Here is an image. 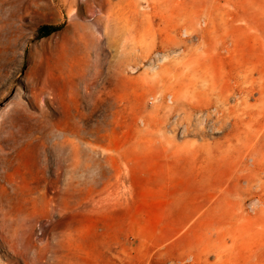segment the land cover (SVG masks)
<instances>
[{"label":"rangeland","instance_id":"rangeland-1","mask_svg":"<svg viewBox=\"0 0 264 264\" xmlns=\"http://www.w3.org/2000/svg\"><path fill=\"white\" fill-rule=\"evenodd\" d=\"M263 194L264 0H0V264H259Z\"/></svg>","mask_w":264,"mask_h":264},{"label":"bare ground","instance_id":"bare-ground-1","mask_svg":"<svg viewBox=\"0 0 264 264\" xmlns=\"http://www.w3.org/2000/svg\"><path fill=\"white\" fill-rule=\"evenodd\" d=\"M257 200H260L259 201V215H261L264 212V194L262 196H259V199H257ZM257 200H255V203H258ZM211 248H212V250L217 251L218 254H222L223 253L222 251H224L223 250V247L222 248L221 247L215 248V246H211ZM208 249H209L208 247H201L200 249H197V250H191L190 258H192L193 264H198V261H199L200 256L204 252H206ZM259 264H264V259H262Z\"/></svg>","mask_w":264,"mask_h":264},{"label":"trees","instance_id":"trees-1","mask_svg":"<svg viewBox=\"0 0 264 264\" xmlns=\"http://www.w3.org/2000/svg\"><path fill=\"white\" fill-rule=\"evenodd\" d=\"M45 28H47V30L45 31V33H43V36L44 35H48V34H50V33H52V32H54V31L59 29V27H55V26L45 27Z\"/></svg>","mask_w":264,"mask_h":264},{"label":"built area","instance_id":"built-area-1","mask_svg":"<svg viewBox=\"0 0 264 264\" xmlns=\"http://www.w3.org/2000/svg\"><path fill=\"white\" fill-rule=\"evenodd\" d=\"M160 56H162V53H159V52L155 53V55H154V57H156V58H158Z\"/></svg>","mask_w":264,"mask_h":264}]
</instances>
